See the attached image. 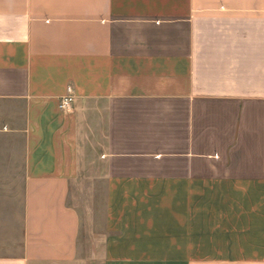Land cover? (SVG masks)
<instances>
[{"label":"crops","instance_id":"1","mask_svg":"<svg viewBox=\"0 0 264 264\" xmlns=\"http://www.w3.org/2000/svg\"><path fill=\"white\" fill-rule=\"evenodd\" d=\"M12 178L0 264H264V0H0Z\"/></svg>","mask_w":264,"mask_h":264},{"label":"rangeland","instance_id":"2","mask_svg":"<svg viewBox=\"0 0 264 264\" xmlns=\"http://www.w3.org/2000/svg\"><path fill=\"white\" fill-rule=\"evenodd\" d=\"M79 185L74 194L73 201L78 204V206H86L89 203V206H93L95 208L96 204L100 205L101 209L99 210L98 215V226L96 228V224H92L89 227V233L92 232H105L103 229L105 225H102V213H103V205L105 201V193H103L102 189L99 188V193L96 190V182L95 179H91L85 176H82L79 180ZM5 184H7L5 188ZM3 185V187H2ZM20 179H8L6 182L0 180V235L6 234L8 236L14 234L21 233V221L23 218V200L22 194L20 192ZM5 189L7 191H5ZM92 212V210H90ZM94 214H96V208L93 209ZM91 215V213H90ZM95 226V227H94ZM94 228V229H93ZM103 228V229H102ZM98 229V231L96 230ZM11 244V243H10ZM6 245H9V241H7ZM92 248V242H89V249ZM136 263L142 264L143 260L149 261H169L168 264H175V257H152V258H142L136 257ZM134 261V260H133ZM166 264V263H164Z\"/></svg>","mask_w":264,"mask_h":264},{"label":"built area","instance_id":"3","mask_svg":"<svg viewBox=\"0 0 264 264\" xmlns=\"http://www.w3.org/2000/svg\"><path fill=\"white\" fill-rule=\"evenodd\" d=\"M75 100L74 89L72 87L68 88V93L62 97L60 102V107L64 110H68L72 107Z\"/></svg>","mask_w":264,"mask_h":264}]
</instances>
